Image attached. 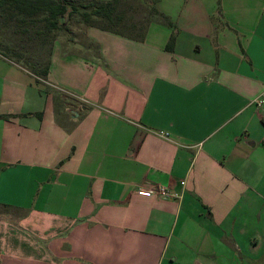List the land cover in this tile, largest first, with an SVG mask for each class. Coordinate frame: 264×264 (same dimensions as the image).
Wrapping results in <instances>:
<instances>
[{"label":"crops","instance_id":"crops-1","mask_svg":"<svg viewBox=\"0 0 264 264\" xmlns=\"http://www.w3.org/2000/svg\"><path fill=\"white\" fill-rule=\"evenodd\" d=\"M138 1L44 80L0 55V264H264V0Z\"/></svg>","mask_w":264,"mask_h":264},{"label":"trees","instance_id":"trees-1","mask_svg":"<svg viewBox=\"0 0 264 264\" xmlns=\"http://www.w3.org/2000/svg\"><path fill=\"white\" fill-rule=\"evenodd\" d=\"M129 5V0H86L77 5L70 3L68 0H0V26H8L10 23L17 21L14 24L19 25V28L24 26L18 34L26 36L27 41L31 42L33 38L27 35L26 28L32 26L35 21H41V27L45 28L42 31L39 30L41 27L35 30L32 29V31L34 30L36 35L40 34L39 37L45 40L47 44L49 43L51 51L54 40L53 35H50L51 31L56 29L67 31V18L72 13L79 15L83 25H95L104 30L127 35L130 33H126V30L141 36L148 23V16L151 14H155L162 22L167 23L162 15L151 6L146 7V16L141 19V22H131L125 17ZM135 5L142 8L141 3L137 2ZM2 47L0 49L3 52H0V55L20 65L37 79L44 80L46 78L49 58L38 68H34L33 65L24 67L18 63L20 60L19 52L5 45H2ZM50 51L48 55H50ZM29 63L34 64L33 62Z\"/></svg>","mask_w":264,"mask_h":264},{"label":"rangeland","instance_id":"rangeland-1","mask_svg":"<svg viewBox=\"0 0 264 264\" xmlns=\"http://www.w3.org/2000/svg\"><path fill=\"white\" fill-rule=\"evenodd\" d=\"M70 3L77 5L79 3H83L86 0H68ZM130 5L127 7L128 10L126 11L127 15L125 16L128 18L129 21H139L142 18L146 16V11L145 10V5L142 4V8L136 6L135 4L139 1L138 0H129ZM144 8V9H143ZM68 26L70 27L71 24L77 25L78 23L82 24L79 18V15L76 13H72L71 15L68 16L67 18ZM126 21V20H125ZM12 22L8 26H0V48H3L2 45L7 46L8 48H12L13 50L19 52L20 54V60L18 61L19 64H21L24 67H27L30 65H33L34 68H38L41 64L45 62L46 59L49 58L48 52L50 51L49 49V43L47 44L45 40H42L39 35H36L34 32L35 29L40 28L42 22L41 21H35V23L32 26H27V35L31 36L33 40L31 42H28V38L24 35L18 34L20 30L24 26H21L19 28V25H16ZM19 24V23H18ZM83 25V24H82ZM26 27V26H25ZM45 27H41L39 30L42 31ZM32 29H34L32 31ZM69 28L67 31L61 30V29H56L52 30L50 35H53L54 40L56 37L63 36V38H67V40L70 38L69 35ZM37 37V38H36ZM19 38V39H18ZM54 40L52 44L54 43ZM0 52H3L0 49ZM7 52V51H5ZM57 52V51H53ZM56 56L53 55L52 60L54 63ZM29 62H33L34 64H30ZM47 88L51 89V86H48ZM54 90V89H51ZM57 92V91H55ZM59 99H62V96H58ZM57 99L55 105L60 103V101ZM62 103V102H61ZM24 213L23 211H17L13 210V208L10 207H3L0 205V219L5 217L6 219L8 218L9 220H17L18 216L20 214ZM9 215V216H8ZM32 238L35 239L38 242V238L32 235Z\"/></svg>","mask_w":264,"mask_h":264},{"label":"built area","instance_id":"built-area-1","mask_svg":"<svg viewBox=\"0 0 264 264\" xmlns=\"http://www.w3.org/2000/svg\"><path fill=\"white\" fill-rule=\"evenodd\" d=\"M136 192L142 195L146 196H160V197H165V198H171V197H176L175 193L171 192L167 187L162 186V185H156L153 187L145 188V187H139Z\"/></svg>","mask_w":264,"mask_h":264}]
</instances>
